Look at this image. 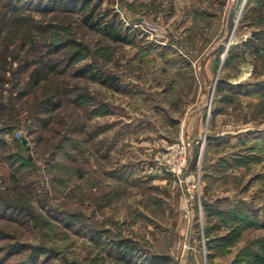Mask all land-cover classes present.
Here are the masks:
<instances>
[{"label": "rangeland", "instance_id": "374dc122", "mask_svg": "<svg viewBox=\"0 0 264 264\" xmlns=\"http://www.w3.org/2000/svg\"><path fill=\"white\" fill-rule=\"evenodd\" d=\"M82 1L0 0V264H264V0Z\"/></svg>", "mask_w": 264, "mask_h": 264}, {"label": "built area", "instance_id": "2783aa9c", "mask_svg": "<svg viewBox=\"0 0 264 264\" xmlns=\"http://www.w3.org/2000/svg\"><path fill=\"white\" fill-rule=\"evenodd\" d=\"M187 146L183 140L167 146L154 156V165L150 169L159 174L175 176L180 181L179 176L182 175L187 161Z\"/></svg>", "mask_w": 264, "mask_h": 264}, {"label": "trees", "instance_id": "16d2710c", "mask_svg": "<svg viewBox=\"0 0 264 264\" xmlns=\"http://www.w3.org/2000/svg\"><path fill=\"white\" fill-rule=\"evenodd\" d=\"M81 3H82V4H80L81 7H86V6H88V2H87V0L82 1ZM112 80H113V79H112ZM118 247H119V245H118ZM124 255H126V254H124Z\"/></svg>", "mask_w": 264, "mask_h": 264}]
</instances>
